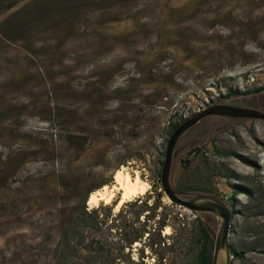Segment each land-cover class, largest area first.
Returning <instances> with one entry per match:
<instances>
[{"label":"rangeland","instance_id":"374dc122","mask_svg":"<svg viewBox=\"0 0 264 264\" xmlns=\"http://www.w3.org/2000/svg\"><path fill=\"white\" fill-rule=\"evenodd\" d=\"M62 1L79 15L18 29ZM12 5L0 16V264H54L65 214L83 207L99 210V227L79 228L80 252L91 240L112 250L133 224L150 238L125 254L139 261L154 241L144 264H183L195 219L214 242L218 218L164 193L158 201L162 189L151 185L169 124L214 104L264 111V92L217 100L226 87L264 83V0H0V8ZM119 171L146 182V191L119 210L118 194L88 205ZM172 183L218 199L234 194L231 249L264 243V121L199 122L177 143ZM243 264H264V246Z\"/></svg>","mask_w":264,"mask_h":264},{"label":"trees","instance_id":"16d2710c","mask_svg":"<svg viewBox=\"0 0 264 264\" xmlns=\"http://www.w3.org/2000/svg\"><path fill=\"white\" fill-rule=\"evenodd\" d=\"M67 2H60L57 4L52 5H44L40 9L39 13L35 15L30 20H27L23 25H21L18 29H22L25 27L26 30L29 32V28L35 24L42 25V19L47 18L49 16H53L55 14H60L63 19H72L79 15L80 9L74 5H68ZM13 8L12 6H7L5 8H0V16ZM15 30H17L15 28ZM14 30V31H15ZM12 34V33H11ZM1 35V34H0ZM2 35L6 37L8 40L12 39V35H8L7 33H4L2 31ZM264 92V83L262 85H259L257 87H247L244 91L239 90L238 88H231L226 87L225 93L221 96L217 97V100H230L233 98H237L239 96H245V97H251V96H257ZM182 120H185L183 118ZM181 120V121H182ZM179 123H172L169 124V134L172 133L173 129L178 125ZM70 140H74L71 135L68 137ZM198 153V150H192L189 151L184 159H182L180 162L187 163V158L195 155ZM10 155L6 156L5 163L10 162ZM162 164V162H161ZM158 184H152L151 188L154 190L161 189L160 184V173L158 175ZM104 184L101 183L99 187L101 188ZM177 191L184 192V189H178L175 188ZM232 189L234 192H238L239 187L238 186H232ZM94 189H91L89 193L93 192ZM156 199L158 201L161 200L162 197H164L163 192L160 191L156 195ZM148 197L144 200V203L147 202ZM222 200L228 201L231 208L235 207V196L234 194H228L224 195ZM98 209L92 210L90 213H88L85 210V207H83L81 211V216H76L75 212L70 214H65L66 217H64V221L61 225L60 230V238L59 241L56 244V247L53 251V262L54 264H144L145 256H144V250L149 247L152 249V246L154 245V241L151 245H147L144 243L143 248L141 250L142 256L139 257V261H135L132 259L130 254L124 253L126 248H132V245L137 242H142L143 237L146 234H149L146 230H134L133 224H130L124 231V233L120 236L118 239L117 247L113 248L112 250H105L103 247H94L93 245L94 240H91L90 243L84 248L83 252L79 251V244L81 243V239L79 238V228H91V229H97L99 227V221L98 219ZM233 214L234 211H233ZM92 215H95V217H92ZM89 218L90 221H89ZM81 233V232H80ZM150 234L146 237L145 240H149ZM190 242L188 244V250L189 255L188 258L184 261L183 264H211V255H212V249H213V242L210 237V234L208 230L203 226L202 222L199 219H195L193 223V228L191 229L190 233ZM264 246V243H259L257 245L245 248L244 251H237L235 249H232V259L237 260L238 262H241L243 264L245 260V254L248 252H256L259 247ZM231 259V264H232Z\"/></svg>","mask_w":264,"mask_h":264},{"label":"water","instance_id":"95a60500","mask_svg":"<svg viewBox=\"0 0 264 264\" xmlns=\"http://www.w3.org/2000/svg\"><path fill=\"white\" fill-rule=\"evenodd\" d=\"M211 116L227 120L264 121V111L230 104L210 105L185 119L173 129L167 141L160 170V184L164 195L171 203L194 213L211 214L220 220L215 231L211 264H231L232 249L229 237L234 215L231 207L224 200L210 195L177 191L172 183L174 153L178 141L199 122Z\"/></svg>","mask_w":264,"mask_h":264},{"label":"bare ground","instance_id":"6f19581e","mask_svg":"<svg viewBox=\"0 0 264 264\" xmlns=\"http://www.w3.org/2000/svg\"><path fill=\"white\" fill-rule=\"evenodd\" d=\"M147 186L148 184L138 177L134 180L128 173L119 171L114 178V185L112 187L104 186L90 194L87 200L88 205L96 206L101 201L108 204L118 194L119 199L116 205V209H118L123 203L129 202L145 192Z\"/></svg>","mask_w":264,"mask_h":264}]
</instances>
